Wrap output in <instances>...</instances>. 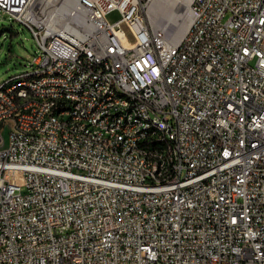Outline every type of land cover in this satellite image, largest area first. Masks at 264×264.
Listing matches in <instances>:
<instances>
[{
  "label": "built area",
  "instance_id": "built-area-1",
  "mask_svg": "<svg viewBox=\"0 0 264 264\" xmlns=\"http://www.w3.org/2000/svg\"><path fill=\"white\" fill-rule=\"evenodd\" d=\"M152 1L0 0L40 49L0 83V116L28 102L0 153V264H264V0H193L178 42ZM136 113L173 158L151 160Z\"/></svg>",
  "mask_w": 264,
  "mask_h": 264
},
{
  "label": "bare ground",
  "instance_id": "bare-ground-1",
  "mask_svg": "<svg viewBox=\"0 0 264 264\" xmlns=\"http://www.w3.org/2000/svg\"><path fill=\"white\" fill-rule=\"evenodd\" d=\"M54 6L64 5L66 0H50ZM188 3H184L177 14L176 19L170 16L172 25L176 26L174 35L172 33L171 40L178 42L185 33L189 30L193 23V17L197 14V7L191 8ZM193 2V0H192ZM157 6H159L158 0L151 8H149L148 16L153 25L157 24ZM184 10V11H183ZM187 10L190 11L187 13ZM177 12V13H178ZM158 14V13H157ZM173 14V13H171ZM57 19L60 22L66 21V10L59 9L57 13ZM68 19V18H67ZM180 21V22H179ZM179 22V23H178ZM151 24V25H152ZM13 89H22L27 92V99H34V92H32L31 83H24V80H9L3 83V91H11ZM104 101H115V102H129V94L123 91H113L104 93ZM40 105H47V98H40ZM28 110V102L20 101L18 104V111L13 112V117L11 115H1L0 116V153H2L7 145H10V129H21V111ZM117 119H128V111H117ZM135 121L141 126H147V131L153 134V150L151 152V160H170L174 157V139L163 138L164 136V126L160 122H149V115L147 113H136ZM70 124H77V117H70ZM2 129H9V136L5 137ZM93 130H102V136L105 138H113L112 129H103V123H93Z\"/></svg>",
  "mask_w": 264,
  "mask_h": 264
},
{
  "label": "rangeland",
  "instance_id": "rangeland-1",
  "mask_svg": "<svg viewBox=\"0 0 264 264\" xmlns=\"http://www.w3.org/2000/svg\"><path fill=\"white\" fill-rule=\"evenodd\" d=\"M190 8L192 0L189 1ZM157 4V0H153L146 13V20L151 25V21L148 16V11L151 6ZM159 6H157V24L151 25L155 28H161L169 34V37L174 35V31L177 29L175 25L171 24L182 12H178L180 7L184 3H188L187 0H158ZM184 11V10H183ZM178 12V13H177ZM190 11L187 10V13ZM173 13V14H171ZM177 15V16H176ZM119 11H114L108 15V20L111 23L118 21L121 18ZM180 22V21H179ZM178 22V23H179ZM121 27L125 31L127 38L134 42L135 38L130 27L125 23H121ZM40 53V49L36 43V40L32 36V33L20 23L16 22L12 17L5 13H0V83L6 80L8 77L18 74L28 65L33 57ZM5 137L9 136V129H2Z\"/></svg>",
  "mask_w": 264,
  "mask_h": 264
}]
</instances>
